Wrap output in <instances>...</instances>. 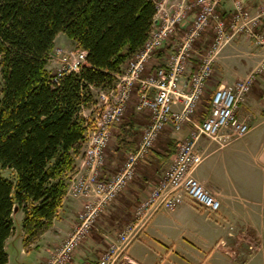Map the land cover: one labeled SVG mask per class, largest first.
Segmentation results:
<instances>
[{"label": "built area", "instance_id": "1", "mask_svg": "<svg viewBox=\"0 0 264 264\" xmlns=\"http://www.w3.org/2000/svg\"><path fill=\"white\" fill-rule=\"evenodd\" d=\"M220 1L156 0L157 23L154 21L147 40L124 62L114 85L98 91L92 105L93 113L87 118L82 169L71 175L66 191V197L83 201L82 209L64 242L41 264H69L72 261L75 251L91 235L106 207L137 178L139 162L146 158L168 127L176 131L187 129L188 133L176 144L170 163L148 195L134 206L133 219L124 223L114 238L105 235L107 247L95 261H83L82 264H117L136 237L138 226L159 209L173 210L187 201L209 213L219 211L218 196L193 175L203 161L196 143L201 137L216 142L236 140L251 131L249 116L241 118L238 111L257 76L264 72L263 60L244 78L216 88L202 119L195 118L204 99L207 80L214 74L219 51L242 34L264 49V34L260 30L264 10L252 14L242 1L235 0L233 13L224 18L218 10ZM191 15L187 28L179 31ZM172 37L176 42L170 43ZM204 38L207 40L201 50L197 45ZM165 47L168 50L163 63L147 71L148 61ZM61 51L58 49L56 53L60 56V66L52 74L53 82H58L67 73L79 72L86 63L84 50ZM192 58H197L198 63L191 74L185 75L186 64ZM132 101L136 113L147 115L148 122L137 146L125 154L117 171L105 175L102 168L106 165V149L114 128L123 122ZM247 245L249 253L257 250L255 243ZM223 251L236 257L228 248Z\"/></svg>", "mask_w": 264, "mask_h": 264}, {"label": "trees", "instance_id": "2", "mask_svg": "<svg viewBox=\"0 0 264 264\" xmlns=\"http://www.w3.org/2000/svg\"><path fill=\"white\" fill-rule=\"evenodd\" d=\"M156 12V0H0V264L18 227L27 245L57 218L85 140L82 111L94 89L114 85ZM58 34L87 55L79 72L53 82ZM118 132V144L136 135L124 121Z\"/></svg>", "mask_w": 264, "mask_h": 264}, {"label": "crops", "instance_id": "3", "mask_svg": "<svg viewBox=\"0 0 264 264\" xmlns=\"http://www.w3.org/2000/svg\"><path fill=\"white\" fill-rule=\"evenodd\" d=\"M234 1H220L218 10L224 18H229L233 13ZM240 1L251 10L252 14L264 10V0ZM192 17L193 15L183 22L179 31L187 28ZM260 30L264 34V18ZM61 35H57L55 47H58L57 40ZM206 40L207 38H204L198 43L199 49H203ZM169 41L176 42V38L172 37ZM61 42L76 48L75 42L69 38H64ZM166 50L168 49L165 47L155 53L147 63V71L163 63ZM263 60L264 49L253 39L245 34L235 36L216 57L214 74L207 80L204 99L198 107L195 118L202 119L216 88L233 84L244 78ZM197 63V58L189 60L185 75L191 74ZM98 91L94 89L95 93ZM128 112L124 123L136 135H133L128 144H118L116 138L119 133L118 127L114 128L113 141L105 153L108 163L104 167L105 175L117 171L122 162L119 160L120 157L137 146L142 130L148 122L147 115L136 113L133 101L128 107ZM92 113V106L82 111L85 118H89ZM238 115L241 118L249 116L252 129L247 135L240 139L222 142L201 137L196 143V149L202 154L203 161L193 175L218 196L221 202L219 211L209 213L187 201L173 210H157L138 226L136 237L127 246L117 264H264V72L257 76L251 92L240 104ZM187 133V129L176 131L168 127L160 135L156 146L139 162L137 178L106 207L97 219V227L101 233L97 231L96 235H90L83 241L81 249L76 251L69 264H75L74 258L81 259L80 264L98 258L108 244L102 234L103 230L109 228L117 230L133 219L134 206L148 195L152 185L170 163L176 144ZM83 152L84 147L75 161L77 171L82 169ZM82 205V200L65 196L57 218L53 220L48 230L27 246L23 242V237H20L15 244L10 245V249L13 247L21 256H25L29 249L35 248L38 264H41L71 232ZM17 218L21 220L23 213L19 212ZM250 243H255L257 246V250L253 253L248 252L247 244ZM99 244H104L105 247L98 246L93 251V248ZM223 248L232 249L237 253L236 257L225 254Z\"/></svg>", "mask_w": 264, "mask_h": 264}, {"label": "rangeland", "instance_id": "4", "mask_svg": "<svg viewBox=\"0 0 264 264\" xmlns=\"http://www.w3.org/2000/svg\"><path fill=\"white\" fill-rule=\"evenodd\" d=\"M64 38H67L66 37V35H64V34H62L61 35V37L57 40V46L58 47H54V50H53V52H52V54H51V57H50V60H49V63H48V70L51 72V74H53V73H55L56 72V70H57V68L60 66L59 65V60H58V58L60 57L59 55H57L56 53H57V50L58 49H61L62 51L61 52H64V51H68V50H71V49H73V47H69V46H67V45H65V44H63L61 41L62 40H64ZM97 92L95 93V98L97 97ZM128 114H129V112H128V110H127V113H126V116H125V118L128 116ZM125 118H124V120L123 121H125ZM116 127H118V125L116 126ZM116 130V129H115ZM113 138H114V131H113V136H112V139H111V142H110V144L112 143V141H113ZM158 143V140H157V142H156V144ZM109 144V145H110ZM156 144H155V146H156ZM154 146V147H155ZM109 147V146H108ZM83 148V147H82ZM107 150V149H106ZM176 150V149H175ZM84 153V152H83ZM106 153V152H105ZM83 157V156H82ZM124 158H125V155H124V153H123V155L120 157V161H123L124 160ZM172 158V157H171ZM105 164L107 165L108 163H106L105 162ZM105 165V166H106ZM104 166V167H105ZM168 166V165H167ZM165 169H166V167H165ZM102 171H103V173H104V168H102ZM3 173H4V176H8V177H12V174H11V172H9V171H7V170H4L3 171ZM163 173V172H162ZM162 175V174H161ZM161 175H160V177H161ZM65 196H66V194H65ZM106 216V215H105ZM107 217V216H106ZM105 217V218H106ZM106 219H108V218H106ZM129 220V219H128ZM105 221H107V220H105ZM102 222V221H101ZM119 230H121V228L119 227V229H114V230H110V228L108 229V230H103L104 232H102V234L105 236V235H109L110 237L112 236L113 238L117 235V232L119 231ZM231 230H233V229H231ZM97 231L99 232V233H101L100 231H99V228L97 227V222L95 223V226H94V228H93V230L90 232L91 233V235H96L97 234ZM69 235V234H68ZM20 237H24V234H23V232H21L20 231V228L18 227L17 228V230H15L14 231V233H13V235L11 236V238H10V240H9V243H8V245H7V250L8 251H10L9 252V254H10V258H9V261H10V263H8V264H38L39 263V261H38V255H37V251H36V249L35 248H31V249H29L27 252H26V255L25 256H21L20 255V252L18 253L13 247H11V249H10V245L11 244H15V242L16 241H18L19 240V238ZM103 238V237H102ZM34 240V239H33ZM31 243V242H30ZM23 246H24V244H23ZM25 246H27V245H25ZM98 246H99V248L101 247H105V245L104 244H99V245H97V246H95L94 248H93V251L94 250H96L97 248H98ZM81 247H82V245L77 249V252H78V250L79 249H81ZM247 247H248V245H247ZM230 251H232L233 252V250L232 249H229ZM75 253H76V251H75ZM74 253V254H75ZM235 253V252H234ZM93 254H94V252H93ZM236 255H237V253H235ZM88 258V257H87ZM95 258V257H94ZM82 259H83V257H82ZM121 259V258H120ZM73 261H74V263L75 264H80L81 263V259H76V258H74L73 259Z\"/></svg>", "mask_w": 264, "mask_h": 264}, {"label": "water", "instance_id": "5", "mask_svg": "<svg viewBox=\"0 0 264 264\" xmlns=\"http://www.w3.org/2000/svg\"><path fill=\"white\" fill-rule=\"evenodd\" d=\"M190 1H193V0H190ZM155 22L157 23V20Z\"/></svg>", "mask_w": 264, "mask_h": 264}]
</instances>
